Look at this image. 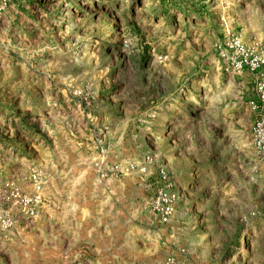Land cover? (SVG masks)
<instances>
[{"label": "rangeland", "instance_id": "obj_1", "mask_svg": "<svg viewBox=\"0 0 264 264\" xmlns=\"http://www.w3.org/2000/svg\"><path fill=\"white\" fill-rule=\"evenodd\" d=\"M11 2L0 264H264V0Z\"/></svg>", "mask_w": 264, "mask_h": 264}, {"label": "built area", "instance_id": "obj_2", "mask_svg": "<svg viewBox=\"0 0 264 264\" xmlns=\"http://www.w3.org/2000/svg\"><path fill=\"white\" fill-rule=\"evenodd\" d=\"M13 0H0V11L3 10L9 2ZM261 64L258 62L251 65L252 70H256ZM240 67V66H239ZM258 108L260 109L258 119L253 129V145L255 150L264 160V81L257 85Z\"/></svg>", "mask_w": 264, "mask_h": 264}, {"label": "crops", "instance_id": "obj_3", "mask_svg": "<svg viewBox=\"0 0 264 264\" xmlns=\"http://www.w3.org/2000/svg\"><path fill=\"white\" fill-rule=\"evenodd\" d=\"M13 1H15V2H11L10 4H9V11H11V13H13V14H15V15H18V16H21L22 15V13H21V10H19L17 7H16V2H18V0H13ZM249 75H253V74H250L249 72H247L246 73V76H249Z\"/></svg>", "mask_w": 264, "mask_h": 264}]
</instances>
